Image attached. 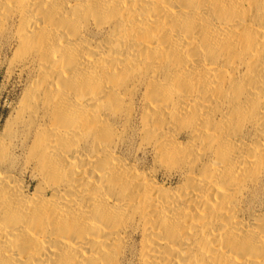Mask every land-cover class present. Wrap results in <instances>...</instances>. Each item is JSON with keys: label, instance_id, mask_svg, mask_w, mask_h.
Instances as JSON below:
<instances>
[{"label": "bare ground", "instance_id": "bare-ground-1", "mask_svg": "<svg viewBox=\"0 0 264 264\" xmlns=\"http://www.w3.org/2000/svg\"><path fill=\"white\" fill-rule=\"evenodd\" d=\"M0 77V264H264V0H0Z\"/></svg>", "mask_w": 264, "mask_h": 264}, {"label": "rangeland", "instance_id": "rangeland-1", "mask_svg": "<svg viewBox=\"0 0 264 264\" xmlns=\"http://www.w3.org/2000/svg\"><path fill=\"white\" fill-rule=\"evenodd\" d=\"M15 79L10 82H5L2 77H0V130L2 128L3 120L9 112L7 107L9 102L16 99L20 93V88L17 87ZM11 95V96H10ZM129 160H142L143 165L148 167L151 163V153L145 150V152L137 151L136 145L130 146L129 148Z\"/></svg>", "mask_w": 264, "mask_h": 264}]
</instances>
